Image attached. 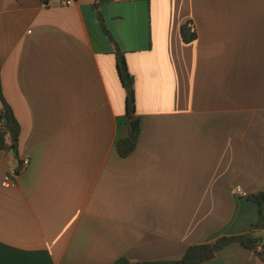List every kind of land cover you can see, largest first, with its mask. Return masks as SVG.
<instances>
[{"label": "crops", "instance_id": "crops-1", "mask_svg": "<svg viewBox=\"0 0 264 264\" xmlns=\"http://www.w3.org/2000/svg\"><path fill=\"white\" fill-rule=\"evenodd\" d=\"M93 2L134 80L126 156L125 90ZM0 89L27 158L4 187L15 161L0 149V264L177 260L256 218L264 0H0ZM195 264L264 262L233 242Z\"/></svg>", "mask_w": 264, "mask_h": 264}, {"label": "trees", "instance_id": "trees-1", "mask_svg": "<svg viewBox=\"0 0 264 264\" xmlns=\"http://www.w3.org/2000/svg\"><path fill=\"white\" fill-rule=\"evenodd\" d=\"M92 7L96 9L102 31L112 47L118 75L125 90L124 116L126 125L128 126V134L124 137L118 138L116 149L120 156H126L134 150L139 131V116L135 111L134 80L132 74L127 69L124 51L119 48L116 40L106 28L95 2L92 3ZM180 34L184 41H190L195 38V33L190 32L185 25L181 26ZM0 102V149L6 150L10 154V157L15 161L14 168L18 172L20 164L17 151L18 135L20 131L19 123L10 106L3 98L1 89ZM4 119H6V123ZM130 121L136 122L135 128L132 131L129 128ZM247 198L257 204V215L251 222L249 230L244 233L222 235L210 242L188 245L182 256L177 260L129 261L124 257H119L110 264H195L210 259L214 256L216 251L233 242L239 243L243 247L253 250L264 262V238L263 235L257 234L260 231L264 233V189L247 195ZM258 246L260 247L258 248Z\"/></svg>", "mask_w": 264, "mask_h": 264}, {"label": "built area", "instance_id": "built-area-1", "mask_svg": "<svg viewBox=\"0 0 264 264\" xmlns=\"http://www.w3.org/2000/svg\"><path fill=\"white\" fill-rule=\"evenodd\" d=\"M58 1L60 4H68L71 2V0H58ZM184 25L188 28V30L190 32H194V25L191 21H186L184 23ZM19 160H20V164H19V170H20L26 164L27 158L22 157V158H19ZM16 172L17 171L15 170L14 166H12L10 168V170L3 176L2 180H1L2 186L9 187V186L13 185V181H12L11 176L14 175ZM231 192H232V194L246 196V193L238 185L233 186L231 189Z\"/></svg>", "mask_w": 264, "mask_h": 264}, {"label": "water", "instance_id": "water-1", "mask_svg": "<svg viewBox=\"0 0 264 264\" xmlns=\"http://www.w3.org/2000/svg\"><path fill=\"white\" fill-rule=\"evenodd\" d=\"M5 123H6V119H4ZM136 122L135 121H130L129 122V128L132 131L135 128Z\"/></svg>", "mask_w": 264, "mask_h": 264}]
</instances>
